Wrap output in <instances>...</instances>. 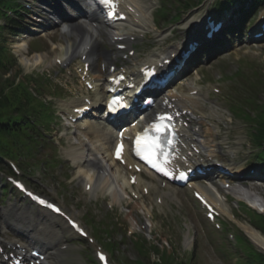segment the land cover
Here are the masks:
<instances>
[{
	"label": "rangeland",
	"instance_id": "1",
	"mask_svg": "<svg viewBox=\"0 0 264 264\" xmlns=\"http://www.w3.org/2000/svg\"><path fill=\"white\" fill-rule=\"evenodd\" d=\"M161 1L164 0H150L152 17L149 18L151 21L149 20L148 33L138 44L140 49L142 42L144 44L142 48L146 47L145 43L151 45L153 43V47L148 48L146 52L138 51V49L134 58L130 59V64L155 56L169 46L170 48L176 47L174 45L183 42L187 38L188 32H191L192 35L195 33L192 27L193 21L203 20V17L210 14L211 11L216 12L217 1L222 0H206L186 12H182L181 8L178 10L168 8L167 12L172 13V16L166 19L167 21L159 19L157 14L159 11L156 12L161 5ZM18 2L23 5L24 1L18 0ZM27 2L32 3V12L23 13L20 12L21 10H17L19 15L14 12L10 14V17L17 22L14 28L7 26L9 24L8 15L0 12V37L6 49L14 56V62L8 75L10 77L16 76V79H18L31 73L34 75V80H38V77L41 76L40 80L47 85L46 87L42 86L40 93L44 94L45 97L47 96V99L51 101L59 120L57 125H50V131L47 132L49 134V145H47V149H42V154L39 156V158H45L48 161L47 165L44 162L38 167H30L29 164L23 165L20 161H15L21 170L22 179L33 189L56 200L82 220H85V216L88 215L89 217V214L95 212H99V216L101 213H106L107 216L113 218L117 228L112 230L111 235L105 237L103 234L99 243L100 241L102 243L117 241L123 237V240L118 243V247L111 254L114 264H121L120 261L125 264H145L146 261L150 264L158 256L153 250L154 245L157 246L159 251L172 256L174 261L184 263L187 260L185 264H243L246 258L234 245L233 239H229L228 234L241 233L250 241L249 234L244 226L245 224L250 225L252 228L253 226L250 224L249 217L243 207V205L249 204L248 201L243 197H239L235 192L239 194L242 192L246 195L249 194L251 197L264 200V173L258 174L260 179L256 182L244 183L245 186L240 182H235L233 188L226 190L228 194L224 197L222 196L223 193L217 195L215 190L217 184L213 185L207 180L195 181L196 185L208 193L210 198L215 199L221 207V216L224 222L222 225L220 223L223 227L222 231L216 230L212 224L207 222L198 203L184 189L177 191L174 200L162 194L165 196L162 205L154 203V197L159 193L157 190L158 183L152 185L149 195L142 196L139 200H126L125 203L117 202L118 199L113 201L114 198L111 197L109 191L104 186L99 185L98 182H103L100 178L93 192L85 193L83 191V181L80 174L77 173L76 160L72 156L81 152L86 154L87 149L92 150L106 172L111 175L114 172L116 178H114L113 183L117 181L121 184L120 186L115 184L121 190L120 194L123 193L122 189L124 188V180L121 179V175L126 179V172H123V168L112 164L115 167L112 169L113 167L107 160L108 157L102 158L103 155H106L104 150L110 143L108 138H100L94 128H87L83 131L79 129L78 124L66 127L61 119V116L65 112H69L73 105L81 103V87L78 85L77 72L80 66L78 52L82 44L77 49L74 57L70 59L71 63L68 65V69L60 70L54 61L55 57L59 58L62 54H65L63 46L66 45V39L76 38L73 30L68 34L60 31V25L68 24L67 20H63V16L77 15V11L73 6L75 4L83 6V0H48L47 3H39L38 0H27ZM144 3H148V0H144ZM1 6L11 10L15 8L13 0H1ZM82 10L85 11V8L83 7ZM177 13L179 15H176ZM52 16L54 21H59V23L50 20ZM79 20L76 17L71 23L76 24V21ZM231 23L234 25V18ZM119 28L109 30L112 32L117 31ZM129 29L131 27L128 26L124 31L126 32ZM21 44L24 46L22 47ZM205 44L196 48L195 52L197 51L198 54L195 53L191 59L192 61L188 62L189 66L187 65L176 77L171 89L179 88V84H183L186 88V90H183L185 92L189 88L199 91L198 103L202 105L211 120L206 122V125L211 126L216 121L218 122L219 132H214L211 135H214L216 142L222 144L223 149L226 150L223 151V155H228L237 165L246 169L263 150V145L261 147L255 146L251 139L252 123L240 118L246 112L237 110L233 107V104H235L234 100L240 97L242 98L240 101L241 107L249 106L248 100L244 98L250 99L253 92L255 98L260 103H264V88L261 85L259 88L252 87V85H258L259 81L264 82V42L252 43L245 34V28H241L230 36H220V44L216 49ZM75 46L76 44H74ZM20 47L23 48V51L19 50ZM105 49L113 53V47L108 42V37L102 33L99 51L104 52ZM31 51L38 53H31ZM22 54L30 57L39 55L41 60L37 65H25L21 61ZM142 54L145 55L138 58ZM195 56L197 60H195ZM96 59L98 61L97 70L101 71L100 64L103 57L98 54ZM236 72L239 75H235ZM230 75L232 76L229 77ZM0 80L2 79L0 78ZM214 88H218L220 93H214ZM179 90L182 89L179 88ZM91 97L96 100L98 95L94 93ZM88 119L90 124L96 120L94 117ZM108 128L110 129V127ZM108 133L111 134L110 131ZM113 139L114 136H112ZM31 164L37 163L32 162ZM260 169L262 168L260 167L258 170ZM1 180L0 183H3ZM1 187H3L2 184ZM1 187L0 234L6 233V222H21L23 220L16 217L13 207L9 204L11 203L10 200L16 206H27L14 194L11 199L10 196L5 197L6 192L2 193ZM223 198L226 200L224 204ZM113 203H115L113 208L108 209V205ZM27 208L35 218L40 217L39 222L41 224L46 220L52 222L51 215L34 210L29 206ZM146 209L150 213H146ZM148 214L150 218L147 217ZM92 219L95 218L92 217ZM133 221L137 224L143 221L150 224V233L140 231L126 236L125 233ZM50 224L57 229V222ZM65 230L64 236L67 237L68 233ZM93 235L96 239L98 238L95 233ZM185 235L191 239L190 245L185 244ZM107 237L109 238L107 239ZM50 238L52 240V236ZM138 239L144 241L145 248L140 249L141 244H143L141 240L138 241L136 248L133 246L132 241L135 242ZM162 239L168 241L167 245L163 244V249L160 247ZM73 241L74 239L67 238L68 243ZM253 247L256 248L254 245ZM87 248V245L78 246L77 248L69 247L65 252L55 254L54 260L57 259L58 264H95ZM190 253H193L191 261H189Z\"/></svg>",
	"mask_w": 264,
	"mask_h": 264
},
{
	"label": "bare ground",
	"instance_id": "2",
	"mask_svg": "<svg viewBox=\"0 0 264 264\" xmlns=\"http://www.w3.org/2000/svg\"><path fill=\"white\" fill-rule=\"evenodd\" d=\"M124 2L130 4L133 7V12L129 14V20L131 21V22H129V24H131V26L133 28L141 29L142 27L149 26V23L151 21V20L149 21L150 14H149L148 8H146L144 6L143 0H124ZM94 4H95L94 0H83V3H82L83 6H80L77 4H75L73 6L77 11V15H75V16L69 15V17L64 18V20H67V22H68V25L65 26L66 33L68 34L73 30V32H75L76 38L75 39H66V45L63 46V50H65L64 51L65 54L64 55L62 54L63 58H73L77 49L82 44V47L80 48L81 54H83V53L86 54V59L90 60L91 66L95 65L96 56L98 54H101L102 56H104V59H106L107 61H108V59H111V55L108 51H106V52H100L99 51L100 42H101L100 39H101L103 30H105L106 25H104L102 22V21H105V19L103 17L104 15L101 14L102 15L101 16L99 14V12L93 7ZM83 7L85 8V11L82 10ZM57 13H60V12H57ZM76 17L79 18L80 20L76 21V24H72L71 21L73 19H76ZM125 34L126 33L110 34L109 35L110 43H111V40L114 38V36H121V35L124 36ZM191 39H192V36L190 34H188V37L186 38L185 41H183L179 46L177 45L176 47L168 48L169 52L167 54L166 53L165 54L166 55H169L171 53L177 54V52L182 48V46H185L186 43ZM81 40H83V41L81 42ZM74 44H76L75 47H74ZM21 46L23 47L24 45L21 44ZM22 47H20V49H19L20 51H23ZM165 54L163 52L162 54H160V56L158 58L156 57L157 58L156 61H159L160 57H165L166 56ZM40 60H41V57L39 55H37V56L33 55L31 57L26 56L24 54L21 55V61L25 65H31V64L37 65L40 62ZM151 61H152V59L147 60L144 63H148ZM110 62L113 63V61H111V60H110ZM144 63H142V64H144ZM131 71L134 72V70H131ZM92 76L95 79V81H94L95 87L98 86V84L101 82L104 83L106 78H107V76L103 77V75L100 73L93 74ZM95 82H97V83H95ZM166 96H171V97L175 98V103H179L180 105H188V106H193V107L197 108V105H196L197 101L195 100L197 98L195 96L194 97L179 96L177 94H173L170 90L166 92ZM93 105H96V103H94ZM92 115H94V112L92 113ZM98 119L100 120L101 125H99V122L96 121V122H93L92 124L88 123V125H87L88 128H94L95 132H97V134L100 138H108L109 139L108 141L110 142L111 134L108 133L107 131H105L104 125L102 123L103 121L99 117H98ZM198 123L201 125V128H199L197 130V132L193 133V135L200 138V141H199L200 144H194L196 142L193 140V138L191 136H188L187 134H184L182 136V139L187 144L192 143L200 149L206 148L207 156H210L212 153H214L213 149H210L211 146L208 145L209 136H210V128H208V127L204 128L201 120H199ZM109 144L110 143H108V145L106 146V148L104 150V154L106 153V155L105 156L103 155L102 158L107 156L108 157L107 160L109 161V164H111V166L113 167L112 169H114L115 168L114 166H116V164L111 160L110 153H109V146H110ZM200 145H203V147H200ZM72 157H73V159L76 160L77 173L80 174V178L83 181L84 186L86 184H91V183H92V185H95V181H97L100 178L103 180V182H101V183L98 182L100 186L107 187V185H109V187L112 188L111 189L112 196L115 197L116 195H118L116 193L117 191L115 189V183H113L114 178H116L114 172H112V175L109 174L108 172H106V169H104L103 166H101V163L98 161L97 157L93 154L92 150L87 149L86 154L81 152L78 155L74 154ZM203 162H205L206 164H204ZM201 164L208 166L209 161L204 160L201 162ZM97 170L100 172L98 173ZM119 170L120 169L118 168V173L120 174ZM232 172L237 174L239 172V170L235 169V170H232ZM121 179L122 180L124 179L123 175H121ZM119 182H121V181H119ZM116 184H118L119 186L121 185L117 181H116ZM127 184L128 183L126 181V185ZM201 192L203 193V191H201ZM235 193H237L239 195V197H243L244 199H246L248 201L247 203H249L254 208L259 209L262 206H264V200H261L258 197H251L249 194L246 195V194H243L242 192H240V194L238 192H235ZM208 199L211 202H215L212 198H210V196L208 197ZM20 213H23V214L29 216L31 221L33 222V224L37 220H38V222L40 221V218L34 219L30 215V212L27 210V207L26 208L23 207ZM52 218H53V220H51L52 222L46 221V223L44 224L45 232H48L49 234H53L54 237H56V239H62L63 238L62 229L59 228V229L55 230L50 225V223H54V221L57 217L56 218L52 217ZM56 221H57V219H56ZM58 222L62 226H64V224H65V222L59 218H58ZM236 223H237V221H236ZM39 224H41V223H39ZM16 226L21 228L20 224H17ZM244 228L248 232L249 236L254 240L253 241L247 235L248 238L250 239V241L258 249L264 251V237L257 230H255L254 228H252L248 224H245ZM29 232H31V227H30V225H27L26 227H23L22 229H20V231H18L16 234L18 235L19 238H23V239L29 238L31 240H34V246H38L41 250L44 251L46 257H45V260L42 261L41 264H58L57 259L54 260L55 259L54 258V250H55L54 247L55 246H53V244L49 240V237L48 236H47L48 238L45 237L44 235H42V233L39 234L37 232H35V233L33 232L35 236L33 238H31L27 235ZM185 244L186 245L191 244V239L188 238L187 236H185Z\"/></svg>",
	"mask_w": 264,
	"mask_h": 264
},
{
	"label": "trees",
	"instance_id": "3",
	"mask_svg": "<svg viewBox=\"0 0 264 264\" xmlns=\"http://www.w3.org/2000/svg\"><path fill=\"white\" fill-rule=\"evenodd\" d=\"M167 1V4L163 3L166 15L162 14V18L172 14L167 12L168 8L172 10L181 8L182 12H186L197 6L201 0ZM261 1L263 0H251L249 8L243 11L239 24H242L246 13L257 7ZM228 2L231 3L233 0H228ZM167 5L169 6L166 7ZM15 25L16 22L10 21L7 26L14 28ZM13 62V55L6 49L0 37V78L2 79L0 80V163L3 166H5L2 162L3 158L20 161L25 165L31 163V159L37 160V157L42 153L40 147L43 142H41L42 138L36 126L52 120L51 109L42 99L40 93L34 89L37 80H34L33 75H24L18 79H16V76L10 77L8 75ZM2 76L7 77L3 78ZM261 85L264 84L261 83ZM248 102L253 106L254 111L249 109L251 113H246L244 116L248 117L253 123L251 132L253 142L257 146H261L264 142V104L256 99ZM249 215L251 224L264 236V215L255 211H251ZM240 240L247 245L248 249L243 264H264V253L254 249L245 237L242 236ZM107 245L110 251H113L116 247L112 243ZM172 258L169 254H161L157 260L151 261L150 264H183L181 262L177 263ZM145 264L148 263L145 262Z\"/></svg>",
	"mask_w": 264,
	"mask_h": 264
},
{
	"label": "snow or ice",
	"instance_id": "4",
	"mask_svg": "<svg viewBox=\"0 0 264 264\" xmlns=\"http://www.w3.org/2000/svg\"><path fill=\"white\" fill-rule=\"evenodd\" d=\"M105 2H110V0H105ZM157 131H159V128H157ZM141 140H142V138L141 137H138L137 138V141H136V144H137V155H140L141 154V149L143 147L142 144H141ZM121 147L122 146H118L117 147L116 155H117L118 158L121 155ZM144 158L147 159L148 162L150 164H152L153 167H157L158 168L157 163L151 158V152H149V155L145 156ZM158 170H160V169L158 168ZM41 203H44V201H41ZM57 211H58V209H57ZM101 258L103 259V257H101Z\"/></svg>",
	"mask_w": 264,
	"mask_h": 264
}]
</instances>
